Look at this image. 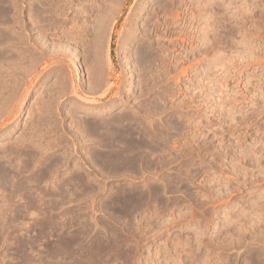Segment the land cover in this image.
<instances>
[{
  "label": "rangeland",
  "instance_id": "obj_1",
  "mask_svg": "<svg viewBox=\"0 0 264 264\" xmlns=\"http://www.w3.org/2000/svg\"><path fill=\"white\" fill-rule=\"evenodd\" d=\"M0 10V264H264V0Z\"/></svg>",
  "mask_w": 264,
  "mask_h": 264
},
{
  "label": "bare ground",
  "instance_id": "obj_2",
  "mask_svg": "<svg viewBox=\"0 0 264 264\" xmlns=\"http://www.w3.org/2000/svg\"><path fill=\"white\" fill-rule=\"evenodd\" d=\"M5 2V1H4ZM28 3V2H27ZM32 5V4H31ZM3 10V12H2V14H4V11L6 10L5 9V7H4V9H2ZM2 10H0V12L2 11ZM8 11V10H7ZM34 16H35V14H34ZM5 20V19H4ZM3 21V20H2ZM2 27V26H1ZM126 40H127V38H126ZM2 41V40H1ZM124 47H126V45H124ZM118 49H124L123 47H122V45L119 43V47H118ZM151 51H153V50H151ZM152 53V52H151ZM140 54V53H139ZM155 56H156V54H154ZM152 58H153V56L149 53H145L144 55H142L141 56V65H144L145 67H148L149 65H151V62H153L152 61ZM155 58V57H154ZM140 59V58H139ZM83 101H86V99H83ZM120 120V119H119ZM128 120V119H127ZM129 121V120H128ZM116 122V121H115ZM167 122V121H166ZM171 122V121H170ZM125 125V124H124ZM98 126V125H97ZM92 127V126H91ZM90 127V128H91ZM94 127V126H93ZM92 127V129H93V132H94V130L96 131L95 133H97V129H98V127H95V128H97V129H95V128H93ZM136 127V126H135ZM99 129H100V127H99ZM98 129V131H100ZM101 129H102V127H101ZM118 129V128H117ZM115 130V131H113V132H110V134L109 135H107L106 137L107 138H109V140L111 139V142H113L114 141V139H116L115 141H117L118 139H120V140H122V139H125V138H127L128 140H132L131 142V144H130V146H133V147H135V149L139 146H145V147H147V148H153L155 145H157V142H156V140H153V138L154 137H150V138H147V133H146V131H141V132H137V137H138V139H134V138H132L133 136H132V134H134L131 130ZM87 130V129H86ZM92 131V130H91ZM90 132V131H89ZM100 133H102V132H99V134ZM105 133V132H104ZM136 133V132H135ZM149 133V132H148ZM98 135V134H97ZM104 135H106V133L104 134ZM152 136H154V134L152 135ZM88 137V136H87ZM134 140V141H133ZM100 141V140H99ZM123 142V141H122ZM121 142V143H122ZM126 142H127V140H126ZM107 143V142H106ZM101 144V143H100ZM114 145V144H113ZM102 146V145H101ZM120 146V145H119ZM159 146V145H158ZM127 147V146H126ZM133 147H132V149H133ZM132 149H131V151L130 152H134V151H132ZM157 149V148H156ZM115 150V149H114ZM141 150V149H140ZM155 150V149H154ZM129 152V151H128ZM120 153V152H119ZM125 153V152H124ZM131 153V154H132ZM140 153V152H139ZM96 154V153H95ZM100 154V153H99ZM130 154V153H129ZM130 154V155H131ZM152 154V153H151ZM107 155V154H106ZM136 155H137V152H136ZM125 156V155H124ZM133 156V155H132ZM117 157V156H116ZM123 157V156H122ZM130 157V156H129ZM140 158V157H139ZM104 159V158H103ZM118 159V158H117ZM129 159V158H128ZM132 159V158H131ZM131 159H130V161H131ZM136 160V159H135ZM139 160V159H138ZM110 161V160H109ZM102 162V161H101ZM133 162V161H132ZM123 163V162H122ZM131 163V162H130ZM134 163V162H133ZM111 164V163H110ZM117 164V163H116ZM102 165V164H101ZM140 169V168H139ZM103 171H104V169H103ZM113 175V174H112ZM128 191V190H127ZM132 193V192H131ZM129 194V193H128ZM133 194V193H132ZM146 195V194H145ZM126 196H127V194H126ZM128 196H130L129 197V201H127L128 200V197L127 198H125V199H123V201L122 202H124V207H125V202L127 201L128 202V204H130L131 205V203L134 201V203L136 202L134 199H135V197H133V195H131V194H129ZM134 196H135V194H134ZM123 198V197H122ZM131 198V199H130ZM140 198V197H139ZM117 199V198H116ZM127 199V200H126ZM143 199V198H142ZM120 200V199H119ZM124 200H126V201H124ZM103 201V200H102ZM107 203V202H106ZM137 203V202H136ZM122 204V203H121ZM114 205V204H113ZM123 205V204H122ZM134 206V205H133ZM120 211V210H119ZM111 230V229H110ZM87 233V232H86ZM80 234V233H79ZM98 236V235H97ZM118 236V235H117ZM116 237V236H115ZM101 239V238H100ZM76 240V239H75ZM66 244V243H65ZM93 245V244H92ZM71 248V247H70ZM73 253V252H72ZM85 254V253H84ZM92 257V256H91ZM53 259V258H52ZM69 259V258H68Z\"/></svg>",
  "mask_w": 264,
  "mask_h": 264
}]
</instances>
